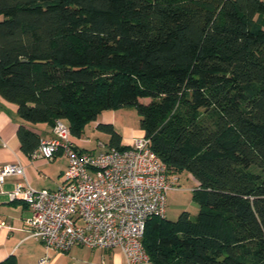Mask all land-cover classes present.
I'll use <instances>...</instances> for the list:
<instances>
[{
  "label": "trees",
  "instance_id": "obj_1",
  "mask_svg": "<svg viewBox=\"0 0 264 264\" xmlns=\"http://www.w3.org/2000/svg\"><path fill=\"white\" fill-rule=\"evenodd\" d=\"M0 96L76 137L133 106L199 204L147 220L149 263L264 264V0H0ZM17 137L29 154L40 140L23 125Z\"/></svg>",
  "mask_w": 264,
  "mask_h": 264
},
{
  "label": "built area",
  "instance_id": "obj_2",
  "mask_svg": "<svg viewBox=\"0 0 264 264\" xmlns=\"http://www.w3.org/2000/svg\"><path fill=\"white\" fill-rule=\"evenodd\" d=\"M51 132V138H40L31 156L51 160L59 151L65 155L67 165L56 188L32 187L20 161L0 164V194L6 179L22 177L7 194L28 206L30 235L59 252L74 245L119 248L127 264L148 263L142 244L146 222L165 217L166 195L179 187V175L167 173L143 135L123 148L91 153L74 143L66 118H55Z\"/></svg>",
  "mask_w": 264,
  "mask_h": 264
},
{
  "label": "crops",
  "instance_id": "obj_3",
  "mask_svg": "<svg viewBox=\"0 0 264 264\" xmlns=\"http://www.w3.org/2000/svg\"><path fill=\"white\" fill-rule=\"evenodd\" d=\"M101 116V117H100ZM113 117L111 110L103 111L95 120L98 123H111ZM96 124V125H97ZM20 125L32 130L40 138H51V125L38 122L31 123L20 118L17 107L0 96V164L20 161L24 165L25 179L37 189L56 188L61 182L62 173L67 165V158L61 151L57 152L51 160L42 157H33L23 152L17 137ZM140 129L138 135L122 138V144H129L132 137L142 136ZM81 137L72 135V140L81 149ZM106 148V143H99ZM192 177V176H191ZM22 177H9L2 185L0 194V264H127L125 255L119 248L100 249L87 248L79 245L72 246L65 252L45 248L40 239L30 235L26 219L30 215L28 206L21 200L11 201L7 191ZM46 256L44 263L39 259Z\"/></svg>",
  "mask_w": 264,
  "mask_h": 264
},
{
  "label": "rangeland",
  "instance_id": "obj_4",
  "mask_svg": "<svg viewBox=\"0 0 264 264\" xmlns=\"http://www.w3.org/2000/svg\"><path fill=\"white\" fill-rule=\"evenodd\" d=\"M148 102L149 99H141ZM112 126L121 137H131L140 133L139 116L133 106L112 109ZM101 117V116H100ZM97 122L89 121L82 129L80 145L85 147L88 152L95 153L104 150L99 143H108L109 136L106 132L97 129ZM179 187L171 189L166 195L165 217L175 220L182 211H187L191 218H194L199 210V204L193 199V188L196 181L191 175L183 171L179 174ZM145 264H150L145 263Z\"/></svg>",
  "mask_w": 264,
  "mask_h": 264
}]
</instances>
